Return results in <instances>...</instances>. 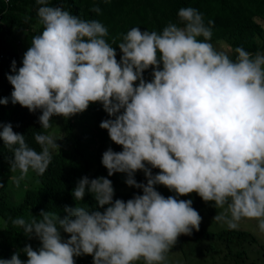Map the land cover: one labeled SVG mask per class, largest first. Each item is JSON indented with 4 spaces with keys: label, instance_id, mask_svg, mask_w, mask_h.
<instances>
[{
    "label": "clouds",
    "instance_id": "1",
    "mask_svg": "<svg viewBox=\"0 0 264 264\" xmlns=\"http://www.w3.org/2000/svg\"><path fill=\"white\" fill-rule=\"evenodd\" d=\"M36 3L43 30L27 44L23 60L13 50L15 74L7 75L13 91L0 104L10 99L30 112L40 110L47 130L99 102L114 117L100 127L122 151L102 154L106 176L79 179L63 218L41 211L39 220L14 219L41 247L26 245V261L19 252L10 259L0 253V264H75V257L81 264H166L178 237L191 240L193 229L199 231L202 217L192 200L177 198L193 192L224 209L214 219L229 229L256 220L264 233V53L237 47L232 60L210 43L214 21L205 25L196 8L182 7L184 27L169 23L161 33L132 27L122 34L117 60L101 22L49 6V0ZM91 10L101 12L98 6ZM150 67L153 78L146 81ZM0 129L14 154L11 171L20 173L13 177L17 187L30 169L42 176L52 161L50 149H60L51 135L35 134L42 149L37 152L11 123ZM153 168L160 171L153 175ZM138 170L146 184L134 178ZM115 173H126V185L143 194L113 200ZM155 185L176 196H163Z\"/></svg>",
    "mask_w": 264,
    "mask_h": 264
},
{
    "label": "trees",
    "instance_id": "2",
    "mask_svg": "<svg viewBox=\"0 0 264 264\" xmlns=\"http://www.w3.org/2000/svg\"><path fill=\"white\" fill-rule=\"evenodd\" d=\"M49 6H60L81 19L101 22L108 29L106 41L116 48L117 60L122 55L118 47L122 42V34L132 27L157 33H161L169 23L184 27L178 17L182 7L196 8L203 14L205 25L208 20L214 21L210 43L232 60L238 55L235 52L237 47L252 54L264 53V0H49ZM96 6L101 9L99 14L91 10ZM38 7L36 0H9L7 3L0 0V99L10 98L13 91L7 75L15 74L11 65L16 53L8 39L15 42V34L19 32V48V44L27 43L29 38L41 34L43 25L37 15ZM26 17L30 19L26 21ZM197 39L203 41L204 37ZM143 76L146 81H151L152 68L145 70ZM41 114L40 110L30 112L18 103L13 105L10 99L6 105L0 104V124L11 123L14 132L24 134L28 145L37 152L42 149L35 141L36 133L49 135L56 132L60 135L56 142L60 149L51 153L52 161L45 173L39 176L30 169L39 186L28 188L25 192H17L13 188L12 175L16 172L11 171L9 161L14 154L0 139V184H3L0 187V253L6 259L19 252L20 259L26 261L27 255L22 252L26 245L30 244L34 250L41 247L38 238L26 236L21 227L13 224L14 219L30 221L35 217L39 220L42 219L41 211L55 212L63 218L67 215L64 207L69 206L74 199L72 190L79 179L83 176L90 179L97 175L106 176L108 171L102 164V154L108 148L122 151V146L114 143L108 131L100 127L101 121L114 117H110L99 102L91 103L84 112L74 117H63L61 126L55 131H51L52 127L47 130L41 127L38 120ZM139 171L134 174V178L138 183L146 184V176ZM151 171L155 175L160 170L153 168ZM112 177L115 179L111 180L113 200L122 199L126 202L135 195L143 194V189L126 185V173H115ZM85 195H88L87 191ZM207 211L210 212V209L207 208ZM247 233L229 228L210 232L200 227L193 239L186 240V235L181 234L177 241L183 250L189 241L201 243L204 239L216 238L228 250V254L235 257L234 264H246L247 257L240 247L244 242L255 243V239ZM61 235L64 239L69 238L62 230ZM211 247L218 251L213 245ZM74 259L75 264H81L79 257Z\"/></svg>",
    "mask_w": 264,
    "mask_h": 264
},
{
    "label": "rangeland",
    "instance_id": "3",
    "mask_svg": "<svg viewBox=\"0 0 264 264\" xmlns=\"http://www.w3.org/2000/svg\"><path fill=\"white\" fill-rule=\"evenodd\" d=\"M15 37L17 38L16 41H19V32L15 34ZM31 40L32 39L29 38L27 43L19 44V48L16 47L15 42L11 38L8 39V42L13 50L18 51L20 59L23 60V55L28 50L26 48L29 47L27 44H30ZM58 126H61L60 120L54 123L51 131L57 130ZM49 135L57 138L56 142L60 138V135H58L56 132H53ZM54 150L55 149H50L51 152H54ZM16 172L18 173L12 175V180L13 188L17 192H25V190L28 188L34 189L39 186L38 180L29 170L27 178L21 181L19 187H17L13 177H18L20 173L19 171ZM156 190L165 197L176 196L174 192L169 191V189L163 185H157ZM177 198L183 200H192V207L197 210L202 217L200 227L210 232H219L228 229L226 224H223V222H218L214 219L216 214L224 211V209L216 208L214 202H204L202 198L195 192L189 195L179 196ZM226 207L227 206H225V208ZM207 208L210 209V212L207 211ZM236 230L247 231V234L255 239V243L248 244L244 242L241 245L242 247H240V249L244 250L245 256L247 257L246 264H264V233L259 231L257 221L242 220L240 221L239 228ZM194 232H196L195 229H193L191 234ZM185 241L186 240L182 241L181 244ZM211 245L216 247L219 252L213 249ZM169 252L170 253L167 254L166 264H234L235 261V257L229 255L228 250L221 243H219V240L216 238L214 240L204 239L201 243H198L197 241H189L183 250L180 249V243L177 241V243L170 249ZM139 263L144 264V261L140 260L137 262V264Z\"/></svg>",
    "mask_w": 264,
    "mask_h": 264
}]
</instances>
